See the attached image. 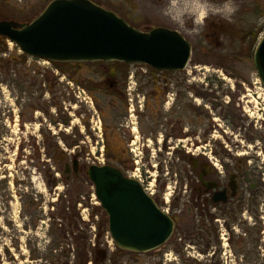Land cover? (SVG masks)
<instances>
[{
  "label": "rangeland",
  "instance_id": "rangeland-1",
  "mask_svg": "<svg viewBox=\"0 0 264 264\" xmlns=\"http://www.w3.org/2000/svg\"><path fill=\"white\" fill-rule=\"evenodd\" d=\"M51 1L0 0V16L29 23ZM92 1L141 31L179 32L192 44L190 63L177 73L121 62L76 63L66 69L73 80L56 73L61 77L48 113L29 105L32 98L35 105L50 98L38 86L30 93L28 81L9 78L2 84L0 115L10 109L15 121L6 119L1 129L8 135L0 150V264H94L103 255L98 249L116 252L108 217L85 171L112 163L108 155L118 146H126L127 163L115 165L137 178L161 209L177 215L165 245L145 255L118 253V264H264V85L253 60L264 36V0H237L231 20L201 13L183 26L165 15L167 0ZM8 46L15 50V44ZM107 77H127L119 96ZM166 89L165 98L153 96ZM171 127L176 132L165 142ZM155 133L159 141L148 142L146 136ZM57 150L67 157L62 170L65 163L72 170L77 159L81 173H56L59 183L53 187L49 154L58 156ZM193 156L246 175L241 214L228 208L216 217L213 209L195 207L191 193H185L196 181ZM72 223L74 234L62 238Z\"/></svg>",
  "mask_w": 264,
  "mask_h": 264
},
{
  "label": "water",
  "instance_id": "water-1",
  "mask_svg": "<svg viewBox=\"0 0 264 264\" xmlns=\"http://www.w3.org/2000/svg\"><path fill=\"white\" fill-rule=\"evenodd\" d=\"M0 36L28 57L49 63H112L146 65L158 72L187 69L193 47L179 32L156 27L141 31L92 0H52L29 23L0 21ZM254 66L264 85V36L254 52ZM63 174L80 175L66 163ZM108 217L109 233L122 251L144 254L165 245L175 220L160 209L138 180L115 165H91L86 171Z\"/></svg>",
  "mask_w": 264,
  "mask_h": 264
},
{
  "label": "trees",
  "instance_id": "trees-1",
  "mask_svg": "<svg viewBox=\"0 0 264 264\" xmlns=\"http://www.w3.org/2000/svg\"><path fill=\"white\" fill-rule=\"evenodd\" d=\"M3 17L0 16V19ZM258 30H255V32ZM30 59L32 60V65H29ZM37 59H33L28 57L27 55L21 53H18V47H15L14 51L9 50L8 46V41L6 38L0 36V89L3 83H6L9 78H15V79H20L23 81H28L29 84L25 86V89L30 91V93L34 92V87L38 86L40 88V91L43 94H49L50 98L49 100H44L43 103L41 104L39 101L38 105H35L33 101L35 102L36 98L30 100L29 105L33 109H39L41 111H44L48 113L49 108H50V99L52 96V93L54 89L56 88L59 79H60V74L62 75H67L69 79L71 80L72 78L69 76V72L66 69H71L72 67L75 68L78 66L76 63H50L49 66H39L37 63ZM59 72V75H56V73ZM73 80V79H72ZM23 93V92H22ZM45 106V107H44ZM4 116L0 115V150L3 148L2 146L4 145V136L8 135V133L2 132V126H4L3 123H5L6 119L12 120L13 122V116H12V111L9 109V112L6 114H3ZM20 119H21V114H20ZM22 121V119H21ZM116 149L115 155H108V160L112 163L108 164H115L119 160L118 157V150ZM58 151V156H55V154H49V157L52 161V166L48 168L49 175L53 178V181L50 182L49 185H52L53 187H56L59 183V179L56 177V173H63V170L61 169L62 163L67 160L66 154L63 151L57 150ZM56 151V154H57ZM66 164V163H65ZM86 173V171H85ZM81 203V200L79 199ZM66 210V208H65ZM65 213V211L63 212ZM68 215V214H67ZM67 215L66 213L64 214V219L67 220ZM92 218H94V215L92 214ZM73 223L70 224L68 227L67 225L65 226L64 233H62V238L67 236V234H74V229L72 228ZM123 251L116 249V252L114 253V256L117 255L118 253H121ZM97 253H101L103 255H98L97 258L95 259L94 264H99L100 258L102 259L103 262H106L107 260L110 259V256L108 250H97ZM1 255V254H0ZM1 259V256H0Z\"/></svg>",
  "mask_w": 264,
  "mask_h": 264
},
{
  "label": "flooded vegetation",
  "instance_id": "flooded-vegetation-1",
  "mask_svg": "<svg viewBox=\"0 0 264 264\" xmlns=\"http://www.w3.org/2000/svg\"><path fill=\"white\" fill-rule=\"evenodd\" d=\"M126 79L127 77H125V80ZM106 80L107 83L113 87L114 93L116 95L119 94L118 92L120 90H122L123 88L125 89L124 83L126 81L123 78L118 79L114 77H107ZM165 84H168V82H165ZM167 93H168V89H166V91L164 92L155 93L153 94V96L155 98H161L162 96L165 98L167 96ZM170 130H171L170 134L168 133L165 136V140H164L165 142L169 141L170 137H174L173 132H176L175 128L171 127ZM155 134L157 136L151 135L150 138H148L149 136H146L147 141L148 142L154 140L159 141L158 134L157 133ZM175 137H177V135H175ZM129 141L131 140L128 139V143ZM124 149H126V146L125 147L123 146L122 148L119 146L117 147V150L119 151L118 152L119 160L115 163H127V161L124 160V152H125ZM165 149H167V147ZM160 151H162L161 148ZM189 161L192 166V172L196 173L197 176H194L196 178V181L194 183L188 184L186 186L187 190L185 191V193L187 192L191 193V202L195 201L197 203L195 207L201 208L202 211L213 209L216 217H218L219 212H226L228 208L232 209V211L233 210L236 211V213L233 215L241 214L245 206L244 196L242 197V191H243L242 176H246V175L240 174L239 169L235 171L234 168L231 169L230 171L224 172L220 170L218 166H216L217 164H213V166H211L203 157H199V156L189 157ZM192 179H193L192 176L187 177L188 181L189 180L192 181ZM175 201L178 204L180 202V199L177 198ZM192 211L193 209L189 207L188 213L191 214ZM175 213L177 212L175 211ZM176 218L177 215H174L175 221ZM216 221L217 223H221L220 218H216ZM115 257L113 254L112 257H110V259L107 260L105 263L118 264V261L117 259L115 260Z\"/></svg>",
  "mask_w": 264,
  "mask_h": 264
},
{
  "label": "clouds",
  "instance_id": "clouds-1",
  "mask_svg": "<svg viewBox=\"0 0 264 264\" xmlns=\"http://www.w3.org/2000/svg\"><path fill=\"white\" fill-rule=\"evenodd\" d=\"M238 10L237 0H167L165 15L177 26H183L187 18L196 20L201 13L231 20Z\"/></svg>",
  "mask_w": 264,
  "mask_h": 264
}]
</instances>
